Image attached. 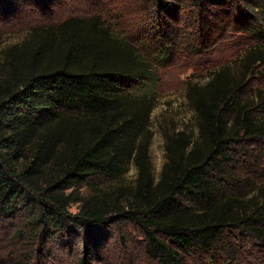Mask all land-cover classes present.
Masks as SVG:
<instances>
[{"label": "trees", "instance_id": "1", "mask_svg": "<svg viewBox=\"0 0 264 264\" xmlns=\"http://www.w3.org/2000/svg\"><path fill=\"white\" fill-rule=\"evenodd\" d=\"M192 1L202 7L208 0ZM157 3L165 8L163 0ZM252 22L251 33L264 42V28ZM50 34L60 36L52 53L38 44ZM168 43L160 34L144 52L98 19H70L33 32L21 51L22 74H15L14 48L6 51L0 219L23 213L32 231L53 235L89 234L120 221L140 235L155 264H214L228 231H256L259 207L228 193L226 166L241 145L264 142V94L243 96L264 51H250L239 75L224 68L202 87L189 85L196 134L165 136V163L156 180L151 114ZM131 166L136 175L126 183ZM88 256L85 249V264Z\"/></svg>", "mask_w": 264, "mask_h": 264}, {"label": "rangeland", "instance_id": "2", "mask_svg": "<svg viewBox=\"0 0 264 264\" xmlns=\"http://www.w3.org/2000/svg\"><path fill=\"white\" fill-rule=\"evenodd\" d=\"M163 1L165 8L157 0H0V78L10 71L7 50L16 51L15 74H22L25 56L21 51L31 43L33 32L70 19H98L144 52L160 34H166L170 55L157 70L150 127L149 156L157 180L165 163V136L180 131L196 134V119L186 97L189 85L202 87L224 68L239 75L250 51H264V42L249 27L256 21L257 27L264 28V0H208L202 7L192 0ZM59 38L50 34L38 44L52 53L59 48ZM258 92L264 94V63L246 78L243 96ZM233 156L226 166L232 180L226 190L243 202L255 200L261 223L255 225L254 233L228 231V243L214 264H264V142L241 145ZM135 175L131 166L125 182L131 183ZM77 210V205L70 209ZM85 249L87 264H155L146 256L140 235L120 221L89 234L53 235L32 231L23 213L0 219V264H85Z\"/></svg>", "mask_w": 264, "mask_h": 264}]
</instances>
